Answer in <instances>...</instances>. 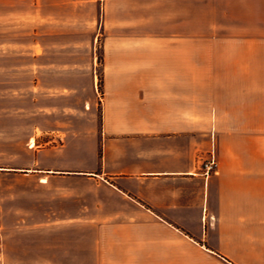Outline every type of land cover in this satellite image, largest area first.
Wrapping results in <instances>:
<instances>
[{"label":"crops","instance_id":"1","mask_svg":"<svg viewBox=\"0 0 264 264\" xmlns=\"http://www.w3.org/2000/svg\"><path fill=\"white\" fill-rule=\"evenodd\" d=\"M87 3L102 21L90 62L56 71L100 123L93 166L37 163L49 187L37 202L65 210L4 215L0 264H91V251L99 264H264V27L234 21L231 2H49L79 14ZM218 9L226 21L204 34Z\"/></svg>","mask_w":264,"mask_h":264},{"label":"rangeland","instance_id":"2","mask_svg":"<svg viewBox=\"0 0 264 264\" xmlns=\"http://www.w3.org/2000/svg\"><path fill=\"white\" fill-rule=\"evenodd\" d=\"M41 2L0 0V255L4 215L21 212L22 216H33L36 210H65L61 203L54 202L52 207L49 201L37 202L40 196L49 194V187L40 186L39 179L47 176H39L37 163L60 168L91 167L99 142L100 123L89 118L88 105H71L72 96L57 86L61 76L56 68L83 67L90 62L87 50L102 32L100 7L95 13L87 3L79 14L65 7L57 12L56 6L49 4L51 0ZM203 2L208 3L207 9L211 2L217 8L231 2L234 21L264 27V0ZM207 13L213 14V19L203 14L204 34L216 20H225L223 9ZM95 45L94 73L99 86L95 96L100 104L103 57L101 45ZM41 149L54 151L40 154ZM33 238L31 234L28 240L32 242ZM103 258L91 251V264H99Z\"/></svg>","mask_w":264,"mask_h":264},{"label":"built area","instance_id":"3","mask_svg":"<svg viewBox=\"0 0 264 264\" xmlns=\"http://www.w3.org/2000/svg\"><path fill=\"white\" fill-rule=\"evenodd\" d=\"M218 161L215 155H210V157H208L207 159H205L202 163V169H201V173L206 176L209 177L213 174H215L218 171Z\"/></svg>","mask_w":264,"mask_h":264},{"label":"bare ground","instance_id":"4","mask_svg":"<svg viewBox=\"0 0 264 264\" xmlns=\"http://www.w3.org/2000/svg\"><path fill=\"white\" fill-rule=\"evenodd\" d=\"M33 146H34V141L32 140V141H31V147H33Z\"/></svg>","mask_w":264,"mask_h":264}]
</instances>
